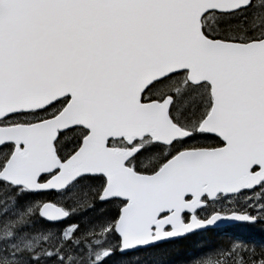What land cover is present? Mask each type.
Returning a JSON list of instances; mask_svg holds the SVG:
<instances>
[{"label":"snow or ice","instance_id":"snow-or-ice-1","mask_svg":"<svg viewBox=\"0 0 264 264\" xmlns=\"http://www.w3.org/2000/svg\"><path fill=\"white\" fill-rule=\"evenodd\" d=\"M0 264H264V0H0Z\"/></svg>","mask_w":264,"mask_h":264},{"label":"trees","instance_id":"trees-1","mask_svg":"<svg viewBox=\"0 0 264 264\" xmlns=\"http://www.w3.org/2000/svg\"><path fill=\"white\" fill-rule=\"evenodd\" d=\"M243 228V230L240 232L238 231L239 234L241 235H249V234H253L255 235L257 238L259 237V232L256 231L255 229H258L257 226H255V229L253 228V226L251 225H244V226H241ZM247 230V231H245ZM190 243L189 241H184V240H180V241H177V242H173L174 245L178 246V247H182L184 246L185 244H188ZM179 255L173 251V258H176L178 259Z\"/></svg>","mask_w":264,"mask_h":264},{"label":"rangeland","instance_id":"rangeland-1","mask_svg":"<svg viewBox=\"0 0 264 264\" xmlns=\"http://www.w3.org/2000/svg\"><path fill=\"white\" fill-rule=\"evenodd\" d=\"M242 230H243V228L241 226L237 227V231L241 232Z\"/></svg>","mask_w":264,"mask_h":264},{"label":"flooded vegetation","instance_id":"flooded-vegetation-1","mask_svg":"<svg viewBox=\"0 0 264 264\" xmlns=\"http://www.w3.org/2000/svg\"><path fill=\"white\" fill-rule=\"evenodd\" d=\"M240 226H244V225H240ZM258 227H260V226H257V228H258ZM175 242H177V241H175ZM172 243H173V242H172ZM178 258H179V257H178Z\"/></svg>","mask_w":264,"mask_h":264}]
</instances>
